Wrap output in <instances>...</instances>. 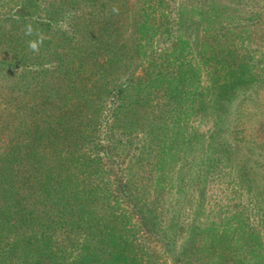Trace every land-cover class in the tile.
I'll return each instance as SVG.
<instances>
[{"label": "rangeland", "instance_id": "374dc122", "mask_svg": "<svg viewBox=\"0 0 264 264\" xmlns=\"http://www.w3.org/2000/svg\"><path fill=\"white\" fill-rule=\"evenodd\" d=\"M42 1L56 8L73 0ZM161 1L95 0L101 6L106 2L108 14H111L109 21H112L110 28L100 24L99 35L116 34V25L129 19L124 39L129 48L138 47V55L130 49L131 53L126 57L132 58L126 63L137 60L135 65L126 68L124 74L130 72L140 77L143 83L149 81L151 91L155 90L148 77L151 70L157 69L161 76L169 72L180 77L188 72L186 78L193 75L194 90L189 102L195 106L188 104V117L178 116V109H172L175 104L167 109L159 93L146 101L144 99L140 109H131L133 113L128 119L126 114V119L117 117L115 121L110 116L111 108H107L95 128L82 127L83 122L80 123L82 129L65 126L69 132L81 131L85 139L89 140L92 135L90 141L93 140L94 146L83 147L81 156L101 158L97 161L101 174L87 179L85 184L98 185L99 199L107 197L112 201L111 197H115L119 208L127 211L132 208L123 199L126 188L131 189V195L140 193L141 205L145 209L143 220L153 222V232L155 228H161L166 235L168 251L156 243L153 232L152 235L147 233L151 227L142 231L139 221L135 217L129 218L132 233L139 237L147 250L146 264H173V257L178 258L190 240L199 238L206 241L202 248L204 252H201L207 257L203 264H213L211 258L221 255L219 240L226 245L225 248L230 245L238 249L233 255H229V249H226L229 261L237 254L243 257L245 253L244 257H247V243L250 242L234 241L245 235L238 228L242 217L236 214L237 210L244 213L243 221L247 218L254 225L256 235L259 233L264 237V153L251 155L247 138L243 139L246 130L260 115L264 96V0H218L220 4H213L212 0H164L159 5ZM218 4L229 9L228 12L215 13ZM110 6L115 8L110 11ZM9 8H15L14 4L11 3ZM3 11L0 9V13ZM22 11L26 12L25 9ZM102 12H93L96 21L100 19L99 23L105 21ZM46 15L43 13L42 17ZM85 15L89 16L83 10L67 18ZM164 15L167 17L164 24L157 26L159 18ZM114 41L116 43L120 38L117 36ZM41 44L47 49L48 43ZM182 47L187 49L183 56L180 53ZM48 53L47 50L39 56L33 53L39 59L34 63L36 70L28 69L32 71L29 74L35 75L43 84L55 83L60 78L51 73L50 59L43 60ZM3 59L5 54L0 50V61ZM7 67L0 70L1 88L22 74L18 69ZM240 72L239 78L232 76ZM117 78V72L109 76L107 85L111 90ZM245 79H251V82L243 83ZM212 85L218 90L211 94ZM178 104L180 107L181 102ZM3 108L5 105H0V110ZM133 115L139 116L140 125L131 126L134 131L128 138L121 132L136 123L130 120ZM151 118L157 121L154 127L157 130L156 134L149 136L147 125ZM173 137L174 141L171 140ZM108 146L109 153L106 152ZM78 186L83 187L81 183ZM71 187L70 191H73ZM101 203L102 200H98L97 214ZM112 205V202L103 205L106 216ZM89 218L91 216H85L78 230L81 233L77 238L81 241L88 238L83 230L91 223ZM67 223L72 225L70 220ZM201 226L206 227L208 233L199 237ZM220 227L224 233H216ZM145 232L143 237H146L141 238ZM162 243L166 244L163 240ZM197 257L184 264H197ZM229 261L227 263L231 264Z\"/></svg>", "mask_w": 264, "mask_h": 264}, {"label": "trees", "instance_id": "16d2710c", "mask_svg": "<svg viewBox=\"0 0 264 264\" xmlns=\"http://www.w3.org/2000/svg\"><path fill=\"white\" fill-rule=\"evenodd\" d=\"M11 3L15 8H9ZM163 3L164 0L159 5ZM212 3L219 1L212 0ZM113 8L110 6V11ZM0 9L4 10L0 13V50L5 54V59L0 61V70L10 66L22 73L5 88L0 87V105H5L0 110V264H146L147 250L139 237L132 233L129 222L130 217H135L142 231L151 227L147 228V233L152 235L154 225L143 220L145 209L141 205L140 193L131 195V189L126 188L123 199L131 206L130 211L119 208L115 197H111L112 201L107 197L99 199V186L86 185L85 181L101 174L102 169L98 168L101 158L96 155L84 158L80 154L83 147L94 146L93 140L90 141L92 135L89 140L85 139L81 131L69 132L65 124L81 128L80 123L83 122L82 127L95 128L107 108H111L110 116L115 121L117 117L126 119V114L128 119V115L133 113L131 109H140L144 99L146 101L159 93L167 109L175 104L172 109H178V116L188 117L187 106L191 103L194 76L186 78L188 72L181 77L172 72L161 76L157 69L151 70L148 77L155 89L151 91L149 81L143 83L133 73L124 74L126 68L135 65L137 60L127 64L132 57L126 56L131 52L136 55L138 47L129 48L124 39L129 19H123L120 25H116V34L110 32L108 37L99 35L101 23L107 28L112 26L106 2L101 6L95 0H73L53 8L42 0H0ZM83 10L89 16L67 18ZM99 10L103 11L105 20L100 23V19L96 21L94 18ZM224 10L227 13L229 9L219 5L215 13L223 14ZM41 13L47 15L42 17ZM165 18V15L159 18L157 26L164 24ZM96 23H99L97 27ZM117 36L120 41L115 43ZM42 42L48 43L47 49ZM184 43L189 44L187 41ZM31 44L36 45V50L31 48ZM45 50L49 53L43 60L49 58L51 73L60 77L55 83L43 84L35 75L29 74L32 71L28 69L36 70L34 63L39 60L34 54L39 56ZM186 51L182 47V56ZM116 72L118 78L111 90L107 81ZM240 74L233 73L232 76L239 78ZM248 82L251 79L243 81ZM212 86L211 94L218 90ZM178 102H181L180 107H177ZM182 106L186 111L181 109ZM190 106L195 105L191 103ZM139 119L137 115L131 116L130 120L136 123L130 124V129H125L122 135L131 137L134 131L131 126L140 125ZM156 122L154 118L150 119L147 125L149 136L156 134ZM126 130L129 132L125 133ZM246 138L251 155L264 153V96L260 115L244 133L243 139ZM171 140L174 141L175 137ZM106 152L109 153V146ZM80 183L82 188L78 186ZM126 184L128 186V181ZM98 200L102 203L98 205L97 214ZM107 202L113 205L106 216L103 205ZM237 212L242 217L238 228L245 235L234 241L250 242L247 243V257H244L245 253L243 257L237 254L229 261V255L238 249L230 245L225 248L226 245L219 240L222 251L221 255L211 258L213 264H228L227 261L231 264H264V237L259 233L256 235L254 225L247 218L243 221L241 210ZM85 216H91V223L83 230L88 238L81 241L77 236L81 233L78 230ZM109 217L110 220L107 219ZM69 220L72 225L67 223ZM201 228L199 237L208 233L206 227ZM220 228L216 233H224ZM145 234L142 233L141 238ZM152 237L167 250V238L161 228H155ZM205 242L200 238L190 240L178 258L172 255L171 261L184 264L198 256L195 262L203 264L207 258L201 253ZM226 249H229V255ZM196 250L198 252L194 255Z\"/></svg>", "mask_w": 264, "mask_h": 264}, {"label": "clouds", "instance_id": "9594fccd", "mask_svg": "<svg viewBox=\"0 0 264 264\" xmlns=\"http://www.w3.org/2000/svg\"><path fill=\"white\" fill-rule=\"evenodd\" d=\"M31 48H32L33 50H36V45H35V44H31Z\"/></svg>", "mask_w": 264, "mask_h": 264}]
</instances>
